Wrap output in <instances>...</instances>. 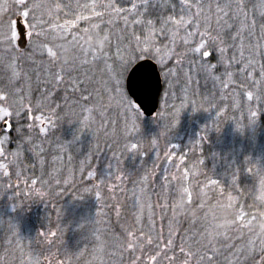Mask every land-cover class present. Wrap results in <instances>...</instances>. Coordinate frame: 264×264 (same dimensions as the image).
<instances>
[{
    "label": "rangeland",
    "instance_id": "1",
    "mask_svg": "<svg viewBox=\"0 0 264 264\" xmlns=\"http://www.w3.org/2000/svg\"><path fill=\"white\" fill-rule=\"evenodd\" d=\"M79 1L81 11L87 12L83 17L88 19H80V15L72 22L64 20L49 32L52 40L66 38V52L76 55L75 67L62 71L51 63L41 66L38 60L39 56L46 55L53 61L59 55L52 47H39L33 42L41 36L37 35L38 26L33 27L38 23L40 11L35 9L26 17L23 13L29 12L33 5L29 0H24L23 4L20 0H0V96L5 97L0 100V109L11 113L0 120H8L12 127L11 132L3 131L0 135L3 141L0 143V264H161L163 246L171 251L176 249L172 261L169 260L172 264H264V258L258 257L264 252L261 247L264 239L258 234L264 215L261 218L248 216L246 203L241 204L243 211L235 221L246 230L245 243L230 236L229 230L223 238L210 244L209 226L213 222L223 223L219 219H213L206 230L201 223L198 228L187 230L181 220H167V215H179L183 205L193 200L184 180L187 170L194 173L195 194L203 198L208 189L215 194L218 202L213 203V208L218 203L223 205L230 197L223 199L221 195L225 181L230 178L224 169L227 159H213L211 167L203 170L201 166L206 159L200 153L205 125L210 121L215 124L214 120L225 110L226 105H222L225 101L233 105V101L243 98L241 126L253 128L255 125L260 129L261 145L254 155L244 159L243 167L258 168L259 182L254 190H258L259 198H264V100L256 92L252 99L248 95L253 89L246 65L252 61L255 66L258 60L248 56L246 15L241 13L243 16L238 22V10L232 11L229 5L223 8L221 1L224 0H116L118 8L113 0ZM106 5H114L121 10L120 14ZM199 9L203 10V15L197 18L194 14ZM104 10L110 21L123 18L125 26L131 29L121 52L113 51L119 46L117 41L107 48L115 53L113 59L119 61L121 73L118 77L116 63H107L112 85L107 94L97 87L92 74L96 72L94 66L98 60L111 57L103 46L108 37L104 39L102 31L94 27L102 26L103 23H97L103 21ZM97 12L102 15L97 16ZM18 16L22 17L27 31L24 51L16 46L15 19ZM224 16L231 17L228 23L234 30V38L243 37L242 45H247L246 64L243 58L247 85L240 88L241 92L233 93V89L237 90L233 73L230 79L224 77L223 81L215 77V82L209 75L217 68L229 71L227 65L212 67L207 62L208 51L216 50L218 45L213 46L215 42L206 36L212 33V23ZM182 20L187 23L181 24ZM80 21L87 25L83 32L78 30ZM238 23L239 29H235ZM198 28L199 34H194ZM89 37L92 38L91 48L85 43ZM98 40L102 43H97ZM68 47L72 51H68ZM143 48L149 51L142 53ZM196 48L198 52L194 51ZM239 51L238 46L234 53ZM34 54L35 62L32 61ZM79 55L85 58V63L83 60L79 63ZM143 58L157 63L163 83L159 108L148 119L124 90L123 72ZM84 65L88 68L86 71ZM40 77L54 87V92H60L55 93L53 100L50 101L53 91L44 98L36 90ZM261 77L264 80L262 69ZM103 82L100 78L99 84ZM82 85L88 88L83 101L79 98L86 90ZM69 88L72 92L75 89L72 100L68 96ZM250 100L255 107L249 106ZM199 108L202 115L198 114ZM230 121L229 118L226 125L228 137ZM41 127L45 129L43 133ZM157 163H161L160 168L153 173L152 168ZM165 177L172 180L166 188L162 187ZM230 184L233 186V182ZM25 197L30 198V202L17 204L16 199L24 202ZM150 198L154 203L145 204ZM158 199L162 200V205L157 203ZM169 199L173 200L171 204ZM102 206L108 209L99 211ZM225 207L229 208V203ZM145 208L151 218H144ZM107 210L116 216L117 222L127 226L122 230H109L110 224L104 223L98 231L101 225L98 215ZM151 212L161 214L154 219ZM118 213L124 217L118 218ZM253 224L256 227H251ZM150 236L154 240L149 239ZM44 239H49L53 247ZM151 246L155 247V255H150L151 249H145Z\"/></svg>",
    "mask_w": 264,
    "mask_h": 264
},
{
    "label": "trees",
    "instance_id": "2",
    "mask_svg": "<svg viewBox=\"0 0 264 264\" xmlns=\"http://www.w3.org/2000/svg\"><path fill=\"white\" fill-rule=\"evenodd\" d=\"M29 2L33 4L31 10H29L30 5L26 6V9L29 10V13H33L35 9H38L40 11V18L37 20L38 22L37 26L39 29V35L41 36L38 37V39H34L33 42H35V44L38 45L39 47H52L54 51H56L59 54L58 56H55L57 61L55 60V58L53 61L50 60L51 56H46V55L39 56L38 60L40 61L41 66L43 65L49 66V63H51L53 65H56L58 69L62 71L63 70L67 71L66 69L74 68L75 63H76L75 60L77 61V58H76V55L73 54L74 52H70L71 55L69 54V52L68 53L66 52L67 48L64 46L65 41L67 43L66 38H64L63 40L60 38H56L55 40H52L51 34L49 32H51V29L54 26L61 25V23L64 20L72 22L73 20H76L78 16L81 15V17H83L84 14H87L86 11L84 12L81 11V8H80L81 1L79 0H29ZM221 2L223 4V8H226V6L229 5V9H232V11L238 10L237 18H236V20L238 19V22L241 19V16H243L241 15V13L246 15V24L249 28V36L247 38L248 56H249V59H252L254 61L258 60V62H255L254 68H249L248 70L251 76L248 79V81L251 82L252 84L251 87L253 89V91L251 90L250 92L252 94L253 93L255 94L256 92L257 96L260 99L264 100V88H263L264 80L262 77L260 79L261 69H262L261 67L262 66L264 67V0H224ZM113 3L117 8L119 7V4L116 0H113ZM238 5L242 6L243 11H240V9L238 8ZM80 11L81 13L79 14ZM129 12L132 13L131 11ZM153 12L155 13V11ZM102 13H103L102 17H104V19L103 21L101 19V22L98 21L97 24L101 25L103 23L102 26L98 25V28L100 31H102V37L104 39L105 38L107 39L108 37L109 39L108 41L106 40L103 42L104 44L103 46H104V50H106V52L111 57L110 59L109 58L108 59L105 58L104 60L101 59L102 60L101 62L104 64H101L100 60H98L97 65L94 66V69L96 72L95 73L93 72L92 74H93V79L97 80L96 82L97 87L101 90V92L107 94L108 90H111L112 88L111 79L108 78L110 76L107 75L108 73L107 70L109 66L107 65V63L112 64V61L116 63V67H114L115 72L117 73V76L121 75V73L118 71L120 68V65H119L120 63L118 60L113 59L115 56V53L113 54L111 50L109 51L107 50V48L110 49V46L112 47L115 41H117V44L119 46L116 47L115 50L113 48V51L118 50L121 52V50L123 49L122 45L124 42L127 41L128 39L127 34H129V31L131 29L128 26H125L123 18L119 17L117 18V20L110 21L109 20L110 18L107 17V12L104 10V12ZM233 18H234V15H233ZM228 21L231 22V17L224 16V18H221L216 23H212V26H211L212 33L206 36V38L208 37V39L215 42L213 43V46L216 45L217 43L218 47L217 48L215 47L216 50L214 51L212 50L208 51L209 55L207 57V62L209 63V66L211 65L212 67L219 66L220 64L221 66L223 65V67L225 65L229 66L228 67L229 71L227 69L222 70L220 68H217L213 70L214 73L210 72L209 75L213 76V80L215 82V77H218L221 79V81H223L224 77L229 78V76H231V73H233L232 75L233 85L237 86V90L233 89V93H235L234 91H238V90L241 92L240 88L243 89V87H246L247 85L245 83L247 79L245 78V73L243 72V66H244L243 58L246 59L245 64L247 62V56H246L247 55V45L246 47H243L242 42H241L243 37L242 38L239 37L240 39L237 38L238 36L234 38V30L232 31L231 23L230 22L228 23ZM227 24L230 29L227 28L228 27ZM78 25L79 26L81 25L80 27H78V30L80 28L81 32H83L82 30L83 28L87 29V25L82 24V21H80V24ZM238 26H239V23L235 25L234 28L239 29ZM62 34L63 33H60L59 36H62ZM211 44L212 42L210 44L208 43L209 48H211L210 46ZM238 46L240 48V51L238 54L237 52L235 54L234 51H237ZM71 47L70 48L68 47V51L69 50L72 51ZM224 48H226L225 53H224ZM222 49L223 51H221ZM232 52L233 54H231ZM35 57L37 58V56H35L34 54L33 55L34 60H32L31 58L33 62L36 61ZM84 59L85 58L82 55H79L78 60H80L79 61L80 64L82 63V60L85 63L86 60ZM56 62L59 64H56ZM64 63L65 64L68 63V65H64ZM34 66L35 65H33V67ZM84 69L85 71L88 69L86 65H84ZM90 69L93 70L92 67ZM125 71L123 73L126 74ZM35 76H36V71L34 72V77ZM100 78L104 81L102 84H99ZM47 82L48 81H44L41 77H40V82L39 83L37 82L38 85H37L36 90H38V93H40V95H42L44 98L47 95L48 96L50 95L49 94L50 91L54 92L55 90L54 87H52L50 83L48 85ZM70 88H72V86H70ZM70 88L68 89V91H71V92H69L68 96H70V100H72L74 98L75 89H73L74 92H72ZM82 88L86 89L85 87H83V85H82ZM119 88H120V85H119ZM249 88H250V84H249ZM87 89L83 90L82 93L79 94L80 96L79 98L82 99V101H83L84 95H86L87 93ZM39 90H42L44 92H41ZM33 91H34L33 93H35L34 88H33ZM55 93H60V92L55 91L52 97L50 98V101L54 99ZM240 96H241V93H240ZM243 96L245 97V94ZM242 101H244V99L239 98V100L233 101V105L231 104V101L228 103L226 101L222 103V105H226V107H225V110H222L223 112L220 115V117L217 118V120H214L215 124L212 121L208 122L207 124L205 123L206 124L205 132H204L205 138H203V143L200 146V153H202L201 155H203L204 158L206 159L205 164L201 166L203 170H207L208 167H211L212 165L211 163L213 159L215 160H218V159L221 160L223 158L227 159L228 165L225 166L224 169L226 170L228 177L230 178L225 181V186L223 187L221 195L223 194L222 195L223 199L224 197H228L227 195H229L230 197L228 198V200L230 201L228 200L225 201L223 205L218 203V205L213 208V203H216L218 201H217L215 194L212 193L209 189L205 192L204 194L205 196L203 195V198L199 197L198 194H195L196 190L192 187V182H194V177H193L194 173L190 169L186 171V175H185L186 178L184 177V180L187 184L186 187H188L189 189V195L190 194L192 195L193 200L192 202L186 203L184 205L182 201L181 203L183 205V208L180 214L176 216L167 215V220L171 221V218L173 219V222L174 221L179 222L181 220L183 225H185V229L187 230L188 228L196 229L198 228L197 226L198 223H201L200 225L203 226L202 229L206 230L208 229V226L211 224L213 219H219L223 222V218H227L231 220L233 223V226L230 229L229 235L232 237L236 236L238 238L237 240L238 242L245 243L246 230L243 228H240L235 222L243 211L241 209V204L246 203L245 212L248 214V216L261 218L264 215V205H263L264 198L263 196L259 198V196L256 195L258 193V190L257 192H255L256 187H257V182H259V177L257 178L256 176L257 175L256 172L258 168L254 166H250L249 168L243 167L244 159L246 158L248 159V157L250 158L251 155H254L256 153L257 148L260 147L262 141H261V133H260L259 127L254 125L253 128H251L250 126L249 128H243L241 126V124H243L244 122L243 108H245V105L241 103ZM253 101H255V96L253 98ZM253 101L252 100L249 101L250 107L251 106L255 107ZM224 103H227V104H224ZM227 105H229L228 109H227ZM199 109L200 111L198 114L202 115V111H201L202 108H199ZM229 118L231 119V121H230V125L228 128L230 131V135L228 137V134L226 132V125L227 123H229ZM260 118H261V115H260ZM157 164H158L157 166H154L152 168L153 173H156L158 169L160 168L161 163H157ZM33 169L35 170V167H33ZM146 173L148 172L146 171ZM216 176L219 177V173H217ZM157 177L160 178L159 175H157ZM171 182H172L171 179L169 178L166 179L165 177V179L162 181V187L165 186L166 188L167 185L171 184ZM230 182H233V186H237L236 189L230 184ZM29 199L30 198L25 197L24 202H19V198H18L16 199V202H18L17 204H22V203L26 204L30 202ZM154 200H156V198ZM159 201L160 199L157 200V203H159V205H162V200L160 202ZM168 201H169V204H171L173 200L169 199ZM152 202L154 203L152 199L150 202L146 200L145 204L152 203ZM164 202H166L165 204H168L167 200ZM227 203H229V208L225 207ZM165 204L163 205V207L165 206ZM102 209H108V208H106L105 206H102L100 207L99 211H101ZM147 210L148 209L145 208L142 211L143 216L144 218L145 217L151 218L149 215H147ZM151 213L153 214L154 219H156V217L161 214L159 213V215H156L154 214V212H151ZM114 217L116 216L110 213L109 210L105 211V213H103L102 215H98L97 220L101 222V225L98 228V231H100L104 223L110 224L109 230L110 228L113 230L114 229L122 230L125 226H127V224L122 225L121 222L120 223L117 222L118 219L117 218L115 219ZM117 217L123 218L124 215L118 213ZM129 217L133 218V216H130V215ZM231 230H234V231H231ZM149 239L154 240L152 236H150ZM44 240L45 241L47 240L49 242V239H44ZM49 243H50L49 246L53 247V243L52 242H49ZM166 247L167 246H163L160 251L161 259H163V262L161 264H172L171 262H169V260H171V257L175 254L176 249L175 251H171V250H167ZM145 249L146 250L151 249L150 255H155L153 253V251H155L154 246H151V248L146 247ZM258 257H260V259L264 258V252H262L261 255H259Z\"/></svg>",
    "mask_w": 264,
    "mask_h": 264
},
{
    "label": "water",
    "instance_id": "3",
    "mask_svg": "<svg viewBox=\"0 0 264 264\" xmlns=\"http://www.w3.org/2000/svg\"><path fill=\"white\" fill-rule=\"evenodd\" d=\"M21 16L15 19L17 33L16 46L19 50L26 47V29ZM127 96L137 106L142 115L149 118L154 115L159 106L162 93V78L157 63L150 58L136 61L127 71L124 79ZM8 120L0 121V134L10 131Z\"/></svg>",
    "mask_w": 264,
    "mask_h": 264
},
{
    "label": "snow or ice",
    "instance_id": "4",
    "mask_svg": "<svg viewBox=\"0 0 264 264\" xmlns=\"http://www.w3.org/2000/svg\"><path fill=\"white\" fill-rule=\"evenodd\" d=\"M20 2H21V4H23L24 0H20ZM95 7L96 6L93 5V8H95ZM105 7L113 8L115 10V13L117 15L120 14V11L121 10L120 9H115V6L114 5H106ZM218 7H219V5H218ZM135 8H136V5L134 4L133 5V9H135ZM238 8L240 9V11H243L242 6L238 5ZM23 15L27 17L29 15V12L28 11H25L23 13ZM96 15L97 16H100L102 14L99 13V12H97ZM194 15H196L197 18H199L200 16L203 15V10L202 9H199L198 12L196 14H194ZM225 15H228V13H225ZM80 19H85L86 20V19H88V17H80ZM125 23H127V17H125ZM180 23L181 24H185V23H187V21H183L182 20V21H180ZM36 26L37 25H33V27H36ZM94 27H98V26L97 25H94ZM194 34H199V28L197 29V33H194ZM194 34L193 33H190L189 35H194ZM37 35H39V33H37ZM237 38H239V37H237ZM202 39H203V36H202ZM138 46H139V42H138ZM148 51H149L148 48L141 49V52L142 53H147ZM156 51L159 52L160 50L159 49H156ZM194 51H197L198 52L199 51V48L194 49ZM221 51H223V49ZM49 53L50 54H53L52 51H51V49H49ZM204 55H207V53H204ZM246 68H254V63L252 61H249V63L246 65ZM262 71H264V67H262ZM57 78L60 79V80H62V77H60L59 74H57ZM248 95H249V99H252V93L250 92ZM3 99H5V97L0 96V100H3ZM128 103H129V106L131 107V102L129 101ZM37 107H39V105ZM9 115H11V113L7 109H0V118H5V117H8ZM37 119L40 120L41 118L40 117H37ZM41 122L43 123V121H41ZM40 131L43 133L45 131L44 127H41L40 128ZM4 140H7V137H4ZM0 143H3V141H0ZM37 147H39V146H37ZM135 147H136V145L133 144L132 145V148H135ZM42 151H43V149H41V152ZM41 163H43V161H41ZM89 175L91 176L92 174L90 173ZM33 183H35V181H33Z\"/></svg>",
    "mask_w": 264,
    "mask_h": 264
},
{
    "label": "clouds",
    "instance_id": "5",
    "mask_svg": "<svg viewBox=\"0 0 264 264\" xmlns=\"http://www.w3.org/2000/svg\"><path fill=\"white\" fill-rule=\"evenodd\" d=\"M85 43L88 45V48L92 47V38L89 37L88 40L85 41ZM97 43H102V41H97ZM87 50V49H86ZM233 226V223L231 220L227 218H223V223L217 224L213 222L209 226V233H210V244H214L217 239L223 238L224 234L229 231ZM251 227H256L255 224H253ZM259 236L264 239V220L259 222ZM261 247L264 248V243L261 244Z\"/></svg>",
    "mask_w": 264,
    "mask_h": 264
},
{
    "label": "flooded vegetation",
    "instance_id": "6",
    "mask_svg": "<svg viewBox=\"0 0 264 264\" xmlns=\"http://www.w3.org/2000/svg\"><path fill=\"white\" fill-rule=\"evenodd\" d=\"M10 130H12V127L10 128Z\"/></svg>",
    "mask_w": 264,
    "mask_h": 264
}]
</instances>
